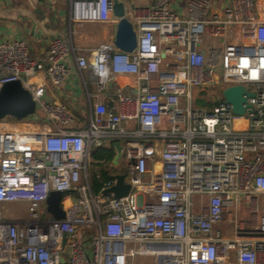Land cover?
<instances>
[{
    "label": "built area",
    "instance_id": "built-area-1",
    "mask_svg": "<svg viewBox=\"0 0 264 264\" xmlns=\"http://www.w3.org/2000/svg\"><path fill=\"white\" fill-rule=\"evenodd\" d=\"M187 7L182 15L170 0H154L129 15L126 5L137 33L132 53L113 41L79 48L71 29L50 40L44 57L22 38L0 40V88L20 80L52 121L68 120L46 89L68 77L69 59L80 73L94 71L98 93L119 75L136 77L117 91L116 104L90 103L82 128H0V264H134L136 256L157 264H264L257 205L264 195V19L257 0L220 7L189 0ZM113 10L114 0H70L69 22L117 21ZM236 84L254 93L244 115L223 95L211 105L196 96ZM115 142L131 186L122 197L103 194L113 178L95 192L89 175L92 150ZM52 191L62 192L63 218L47 210ZM244 202L256 224L237 211ZM8 203L26 204L27 217L7 215Z\"/></svg>",
    "mask_w": 264,
    "mask_h": 264
},
{
    "label": "crops",
    "instance_id": "crops-1",
    "mask_svg": "<svg viewBox=\"0 0 264 264\" xmlns=\"http://www.w3.org/2000/svg\"><path fill=\"white\" fill-rule=\"evenodd\" d=\"M124 1L127 5L129 15L133 6L146 7L152 5L154 2V0ZM188 1L170 0L172 8L182 15H186L187 13ZM213 1L217 7L223 6L227 2V0ZM257 7L261 18L264 19V0H257ZM69 9L70 0H0V40L22 38L28 43L30 53L35 57H44L50 40L55 36H68L70 29L72 30L73 43L79 48L95 49L102 43L113 41L117 21L108 23L84 22L72 25L69 22ZM109 28H113L114 32L112 34L109 33ZM93 31H97L98 34L93 36ZM75 35L76 41L74 39ZM67 63L70 68L68 77L60 84L49 83L46 90L47 99L54 101L51 102L52 104H60L64 108L70 107L69 109L71 111L66 110L69 115L68 120L55 119L52 121L48 116L45 115V117H42L40 111L39 113L36 111L33 115L25 118L26 121L13 120L14 122L12 123H1L4 127L2 126L0 128L6 131L13 129L22 130L23 128L25 131L32 130L36 132L52 131L56 127L66 129L82 128L90 118V103L93 104L97 99L101 98L105 103L114 105L116 104L117 91L128 84H134L136 82L134 75H119L115 81L110 82L106 86L103 92L98 93L95 85L94 71L92 69H86L80 73L74 59H69ZM41 79L42 77L39 75L34 80L40 82ZM75 119L76 121H74ZM35 124L39 125V129L33 130V128H37L34 126ZM20 125H22L21 129L18 128ZM157 166L159 167V165ZM119 167L120 165L115 167L111 166L115 170L119 169ZM260 198L262 199V212L258 213L262 214L264 213V195L257 198L258 211H260ZM9 204L11 205L13 203L5 204L3 207L5 213L11 216V207ZM240 210L247 215L249 205L244 202L239 206L237 211ZM224 224L226 226L229 225L227 221Z\"/></svg>",
    "mask_w": 264,
    "mask_h": 264
},
{
    "label": "water",
    "instance_id": "water-1",
    "mask_svg": "<svg viewBox=\"0 0 264 264\" xmlns=\"http://www.w3.org/2000/svg\"><path fill=\"white\" fill-rule=\"evenodd\" d=\"M113 13L117 18L113 42L119 50L132 53L137 46V33L127 14L125 1L114 0ZM222 95L224 101L232 105L235 114L244 115L248 97H253L254 93H249L243 84H236L225 87ZM36 111V101L31 91L24 87L20 80L9 81L2 85L0 88V120L12 117L19 121L33 115ZM114 145L116 154L113 161L118 164L122 157V145L120 142H115ZM125 177V172L112 174L115 183L105 189L103 194L113 193L115 197L128 194L131 186L125 182ZM61 198V191H52L47 200V210L56 218L65 216L61 207ZM62 261H64L63 258Z\"/></svg>",
    "mask_w": 264,
    "mask_h": 264
},
{
    "label": "rangeland",
    "instance_id": "rangeland-1",
    "mask_svg": "<svg viewBox=\"0 0 264 264\" xmlns=\"http://www.w3.org/2000/svg\"><path fill=\"white\" fill-rule=\"evenodd\" d=\"M113 32H114L113 28H109V33L112 34ZM97 34H98L97 31H93V33H92L93 36H96ZM75 38H76V35H75L74 39ZM75 41H76V39H75ZM221 89H222V85H220V86H214V87L209 88V89L204 90V91L196 90V96L198 98L199 97L200 98L201 97L204 98L205 101H207L208 104L211 105V104H213V102H215L216 100H218L219 98H221V96H222ZM48 101H49V103L54 102L51 99H48ZM65 106H67V105H65ZM69 108L70 107L66 108V110L71 111ZM85 110L87 112V109L86 108H85ZM38 113H39V111H38ZM40 115L42 117H45V114L43 116V113L41 111H40ZM7 119H8V121L10 123L14 122L13 120H16V119H13L11 117L10 118L8 117ZM22 120L26 121V119H22ZM74 121H76V119ZM41 125H43V123H41ZM2 126H3V124L0 123V127H2ZM34 126L37 127V128H33V130L39 129V125H36L35 124ZM18 128L21 129L22 128V125L18 126ZM22 130L25 131V129H23V128H22ZM32 132H34V131H32ZM125 162H126V159H125V157L122 154V157L120 159V164H119L120 167L116 171H121V172H125L126 173L127 172V168L125 167ZM101 168L111 169V164L108 163V164H104V166H99V164L97 162L93 161L92 159L90 160V163H89V175L91 176V179H92V174L95 171H99V169H101ZM261 202H262V199L260 198L259 199V210L260 211H258L259 213L262 212L261 211L262 210ZM10 207H11L10 213L12 214L11 216H13V217H21V218L27 217L28 212H27V205L26 204H24V203H20V204L13 203V204L10 205ZM241 214H242V217L243 218H246V219L251 220L250 221L251 224H256L257 216H258L257 214H254L252 216H249V214L245 215L246 213L243 212V211L240 213V215ZM224 231H225V234H227V235H230L233 232L229 228L224 229ZM157 263H158V260L155 259V258H150V257H145V256H136L134 258V264H157Z\"/></svg>",
    "mask_w": 264,
    "mask_h": 264
},
{
    "label": "trees",
    "instance_id": "trees-1",
    "mask_svg": "<svg viewBox=\"0 0 264 264\" xmlns=\"http://www.w3.org/2000/svg\"><path fill=\"white\" fill-rule=\"evenodd\" d=\"M199 103L205 102L204 98H199ZM116 154L115 147L113 144L104 145L101 147H96L91 152V159L99 164V166H104V164L112 163L114 156ZM116 170L114 168L106 169L101 168L99 171L92 175V186L95 192L100 191L103 183L107 182L112 178V174ZM99 175V176H98Z\"/></svg>",
    "mask_w": 264,
    "mask_h": 264
},
{
    "label": "bare ground",
    "instance_id": "bare-ground-1",
    "mask_svg": "<svg viewBox=\"0 0 264 264\" xmlns=\"http://www.w3.org/2000/svg\"><path fill=\"white\" fill-rule=\"evenodd\" d=\"M157 168H158V166H157ZM160 168V167H159Z\"/></svg>",
    "mask_w": 264,
    "mask_h": 264
}]
</instances>
